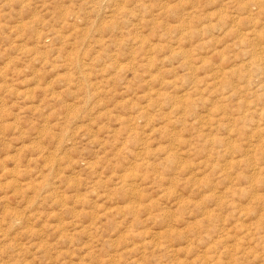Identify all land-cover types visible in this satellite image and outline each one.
Returning a JSON list of instances; mask_svg holds the SVG:
<instances>
[{"label": "rangeland", "instance_id": "374dc122", "mask_svg": "<svg viewBox=\"0 0 264 264\" xmlns=\"http://www.w3.org/2000/svg\"><path fill=\"white\" fill-rule=\"evenodd\" d=\"M0 264H264V0H0Z\"/></svg>", "mask_w": 264, "mask_h": 264}]
</instances>
